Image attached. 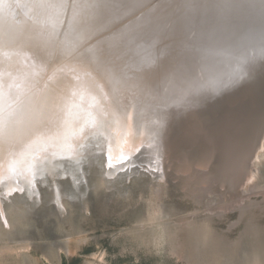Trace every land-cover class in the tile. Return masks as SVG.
<instances>
[{
  "label": "bare ground",
  "instance_id": "6f19581e",
  "mask_svg": "<svg viewBox=\"0 0 264 264\" xmlns=\"http://www.w3.org/2000/svg\"><path fill=\"white\" fill-rule=\"evenodd\" d=\"M8 1H10L9 6L4 4L0 9V23L8 25V19L10 22L21 23L23 11L21 10L19 14L14 10L10 11L14 0ZM162 1L151 4L145 12L155 13L157 17L164 15L167 12L163 8L166 0L163 1L165 3ZM117 5L110 15V10H105L106 7H103V11L109 17H113L112 20L122 16V13L131 6L129 3H125L124 6ZM122 7L124 10H121ZM149 14L144 20L136 18L134 23L140 22V19L143 23L150 22L152 18ZM116 22L110 21L111 26L117 24ZM90 24L101 27V19ZM150 24L147 26L148 30L156 25V23ZM127 27V24H123L118 27L120 29L112 33H101L96 36L94 33L87 40L82 39L79 42L78 50H74L73 47V52L70 51L69 46H74L76 39H70L65 43L61 42V39L56 42L51 39L50 46L45 51L50 53L49 65L46 63L43 66L48 69L47 73L52 71L53 76L43 77L40 73V80L32 85L31 94L20 95L16 100L11 99L5 106L11 104L12 106L6 107L7 109L2 108L4 113H0V120L7 117L5 116L7 113L10 117L12 113L19 115V120L18 117H14L10 121L13 123L18 120L8 130H4L6 125L0 124V138H5L0 139V182L4 178L7 179L5 189L3 188L6 196L23 192V196L30 198V206H38L42 197L40 188L43 186L39 183L46 182L47 170L59 171L57 172L59 178L55 177V181H60V185L58 184L60 188L54 187L56 199L63 195L61 190L70 189L69 186L76 192L78 182L84 178L85 169L90 165L88 150L91 146L95 150V153L91 152L92 161H95L96 157L100 162H103V159L107 161V164L103 165L104 170L106 168L111 170L106 174L107 176L113 177L117 171L139 163V161L131 162L134 154L141 155L146 152L150 154L151 151L153 153L147 162L149 169L155 170L151 172L152 175L164 174L162 164L168 146L172 149L170 159L173 160L176 145L192 141L194 137L191 133L199 130H203L204 134L211 132L212 130L207 127L206 117L208 114L214 115L219 105L225 104L224 111L228 117L234 114L239 117L243 114L251 118L263 117L259 115V110L262 109L264 115V105L260 108L251 106L249 103L251 97L247 92L249 88L256 90L262 83L264 85V79L261 77V74H264V56L255 63L248 51L244 52V46L237 47L243 50L235 52L233 46L228 47L229 53L222 56L224 48L200 42L198 37L194 39L195 35L153 43V37L146 39L147 31L141 33L138 31L131 36L133 29ZM74 37L78 39L79 36ZM2 40L7 44L12 42L8 37ZM40 40L43 42L45 39L40 37ZM25 42L27 41L22 39L17 45L22 46ZM196 43L197 46H194L193 44ZM13 44L15 46V43L11 45ZM199 44L201 47H198ZM5 48L6 50L0 51L1 78L10 74L9 72L14 73L17 67L14 59H9L4 54L9 51V55L12 56V47L5 46ZM30 48L35 50L33 45H30ZM243 57L252 61L245 63ZM43 58L45 61L44 56ZM53 65L58 67L55 72ZM218 76H222L224 80L216 83ZM97 88H101L100 94ZM78 90L82 91L83 95H68L69 91L77 94ZM53 91L58 94L51 95ZM257 96L264 97V95ZM42 98L49 101L46 106L47 112L40 111L45 103ZM51 101H53L52 108ZM20 111L22 114H19ZM105 117L111 118L115 123L104 126L108 120ZM135 125L138 130H135ZM10 129H13L12 132L7 133ZM252 130L254 129L250 128L251 132ZM60 131L61 134L58 135ZM31 140L36 144H33L34 148L31 151L26 149L25 152L24 146ZM196 140L199 142L201 139ZM100 142H104V148L101 150ZM67 144H69L68 148L65 146ZM239 148H242L240 151L243 150V147L239 146ZM254 152L250 171L241 186L243 191H246L259 177L257 171L264 159V134L262 142ZM59 155H69L70 158L66 160L67 163L62 162L64 164L54 162ZM190 155L192 154L184 153L176 156L175 159L188 162L193 160L190 159ZM153 160H155L154 164ZM71 164L72 166H69ZM37 171L43 174L38 175ZM221 175L225 180H231V182L227 181V186L225 180L221 181L225 189L232 188L231 183L239 179L234 181L232 177L226 175V172L224 174L218 171V176ZM69 177L72 179V184ZM78 177L80 178L77 179ZM49 180L52 181L51 178ZM209 180L208 190H212L217 180L212 174ZM33 196L39 201H35ZM69 196L75 195L71 192ZM1 202L2 200H0V218L4 225L9 227ZM51 202L55 205L54 201ZM203 227L204 225L200 228L196 227L201 235H203L202 231H205ZM259 259L256 257V260Z\"/></svg>",
  "mask_w": 264,
  "mask_h": 264
},
{
  "label": "rangeland",
  "instance_id": "374dc122",
  "mask_svg": "<svg viewBox=\"0 0 264 264\" xmlns=\"http://www.w3.org/2000/svg\"><path fill=\"white\" fill-rule=\"evenodd\" d=\"M204 133H191L192 141L178 143L173 160L168 146L164 174L152 177L144 172H155L147 162L152 151L138 155V160L136 155L131 162L139 163L112 177L106 175L111 170H104L103 155V162L97 157L92 161L95 150L91 146L90 165L78 190L64 188L56 199L59 171L47 170L46 182L39 183L43 186L38 206H30L23 192L6 196L4 178L0 200L9 227L0 218V264H264V159L259 177L243 191L255 149L250 164L238 146L235 156L229 151V158L219 167L210 152L199 155L196 139L205 138ZM263 134L264 130L259 143ZM99 146L103 149L104 142ZM186 150L193 160L175 159ZM218 171L239 179L225 189L221 184L225 178ZM211 174L217 182L208 190ZM227 181L231 180H225L226 186ZM71 192L75 196H69ZM203 225L201 235L196 227Z\"/></svg>",
  "mask_w": 264,
  "mask_h": 264
},
{
  "label": "water",
  "instance_id": "95a60500",
  "mask_svg": "<svg viewBox=\"0 0 264 264\" xmlns=\"http://www.w3.org/2000/svg\"><path fill=\"white\" fill-rule=\"evenodd\" d=\"M156 2L159 3L160 0H14V4L10 6V11L14 10L16 14H19L22 10L24 15L21 23L12 21L11 23L10 19L7 20L8 25L0 23V51L2 49L6 50L5 46L12 47V56L9 55V51H6L4 54L9 59L13 58L17 64L14 73L11 74L9 72L10 74L3 75L2 78L0 77V113H4L2 108L7 109L12 106V104L5 106L11 99L16 100L20 98L18 97L20 95L31 94V87L40 80V73L43 77L47 75L53 76V72L47 73L48 69L44 67L46 63L49 65L50 53L45 51L50 46L52 38L54 42L61 39L63 43L69 42L70 39H76L75 45L69 46L71 47L70 51L73 52L74 50H78L80 46L79 42L82 39L87 40L94 33V36L101 33H112L120 29L118 27L121 25L127 24L129 29H133L130 34L131 36L138 31L140 33L141 31H147L146 39L153 37V43H160L162 40L168 41L170 38H185L189 35H195L194 39L198 37L200 42L203 41L207 45L224 48L222 49V56L229 53L228 47L231 46L234 47L233 52L243 50L238 48L244 46V52L247 50L255 63L264 56V0H166V3L163 2L165 3L163 8L167 12L159 17L154 13L156 11L151 12L155 16L154 14L145 12L147 7ZM9 3L10 1L8 0H0V9H2L4 4L9 6ZM125 3L131 5L129 10L124 11L123 15L117 17L115 20H112L111 18L113 17H109L103 11V7H106L105 10L109 9L110 15L114 7L118 6L117 4L124 6ZM121 10H124V7ZM147 14L152 18L151 24L156 23L150 30H148L147 26L151 21H145L144 23L142 21ZM136 18L142 19H140V22L134 23ZM100 19L101 27L90 24ZM110 21H117V24L111 26ZM74 36L79 37L77 39ZM5 37H8V40L11 39L12 42L8 44L4 43L2 39ZM40 37H43L45 40L42 42ZM22 39L27 42L23 43L22 46H18L17 43ZM12 43H15V46L14 44L11 45ZM30 45H33L35 50H31ZM193 45L197 46V43ZM24 46L27 48H24ZM198 47H201V45L199 44ZM42 55L45 57V61ZM252 60L243 57L245 63ZM55 66L53 65L54 72L58 68ZM261 75L264 79V74ZM222 79V76H218V81L214 80L218 83ZM110 83H112L111 79ZM56 86L58 87L57 83ZM258 89L249 88L247 92L251 97L249 101L250 105L256 108L264 105V97L257 96L264 95L263 83L259 85ZM96 90L99 94L101 93V88H97ZM57 94L58 92L53 91L51 95ZM68 95L77 94L69 91ZM42 101L45 103L41 106L40 111L47 112L46 106L49 101H46L45 98H42ZM52 105L53 101H51V108ZM224 110L225 104H221L217 107L214 115H207V127L212 131L206 133L205 138L201 139L196 145L199 155L208 156L210 152L212 161L215 159L214 161L221 167L229 158L227 157L230 154L229 151L232 156H235L234 154L237 151H234V149L241 146L243 150L239 153L240 155H244L248 159L247 163L250 164L253 150L258 146L264 130L263 111L262 109H258L259 115L263 117L251 118L250 116H246V114L239 117L234 113V115L228 117ZM19 114H22V112L20 111ZM6 115L7 117L0 120L1 126L6 125L4 130H8L13 123L19 120L18 113H12L11 117L8 113ZM14 117H18V120L10 123ZM105 118L108 120L104 126L115 123L111 118ZM135 127V130L139 129L137 125ZM59 128L60 126L58 130ZM132 128L134 129L133 125ZM250 128L254 130L251 132ZM12 130L10 129L6 132L11 133ZM214 130L216 131L213 132ZM51 131L49 130V132ZM122 132L124 134L125 129ZM240 134L243 135L239 136ZM0 139L5 138L2 137ZM205 139L210 140L213 146H209V142ZM33 144H36L33 140L27 142L24 146V151L26 152V149L31 151L34 148ZM185 152L187 153V150ZM136 155L138 160V153L132 157L135 158ZM68 158H70L69 155H59L56 156V161L54 160V162L67 163L68 161L66 160ZM69 166H72V164ZM144 172L146 175L152 177V173L148 169ZM216 189L217 193L221 195L218 191V185H216Z\"/></svg>",
  "mask_w": 264,
  "mask_h": 264
}]
</instances>
